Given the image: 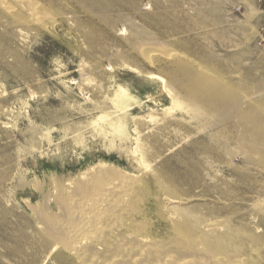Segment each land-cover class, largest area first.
Segmentation results:
<instances>
[{
    "label": "rangeland",
    "instance_id": "1",
    "mask_svg": "<svg viewBox=\"0 0 264 264\" xmlns=\"http://www.w3.org/2000/svg\"><path fill=\"white\" fill-rule=\"evenodd\" d=\"M37 1L53 10L47 27L0 9V264H68L47 259L39 242L58 220L49 175L78 174L100 159L149 176L155 191L159 177L179 193L182 203L161 190L151 198L169 234L174 219L193 221L186 210L195 207L203 230L216 223L225 225L220 233L231 225L261 236L264 264L256 204L264 174L245 166L230 122L191 112L179 83L171 85L178 106L160 95L173 58L152 64L127 40L147 30L224 82L249 76L262 87L264 0ZM224 139L234 156L223 152Z\"/></svg>",
    "mask_w": 264,
    "mask_h": 264
},
{
    "label": "bare ground",
    "instance_id": "2",
    "mask_svg": "<svg viewBox=\"0 0 264 264\" xmlns=\"http://www.w3.org/2000/svg\"><path fill=\"white\" fill-rule=\"evenodd\" d=\"M0 9L30 25L46 26L55 20L53 10L37 0H0ZM127 40L131 49L152 64L158 62L157 55L173 58L171 82L165 85L159 78L160 95L170 94L174 107L178 106L181 99L171 85L179 83L186 98L183 102L191 107V112L201 114L200 119L205 123L212 119L230 122L238 132L233 140L245 166L255 167L264 174V84L259 86L256 78L249 76H242L235 85L224 82L221 76L218 78L203 66L196 67L182 58L184 54L174 47L164 50L165 42L147 30L129 33ZM134 58L133 64L137 65ZM230 141L223 140L222 150L234 156ZM49 177L60 200L57 222L49 224L47 236L39 241L48 248L47 259L54 257L68 264L263 263V256L255 247L261 236L231 225L220 233L221 226L225 228V225L216 223L207 226L209 230H203V217L195 207L186 210L197 215L192 222L188 217L182 221L174 219L177 222H172V234L167 232L169 228L162 229V218L150 207L153 193L161 190L169 202H182L179 193L159 177L155 178L159 185L155 191L149 176L137 175L106 159L78 174L54 172ZM165 179L171 181L168 177ZM260 186L264 192V177ZM263 203L264 194L256 201L261 210H264Z\"/></svg>",
    "mask_w": 264,
    "mask_h": 264
}]
</instances>
